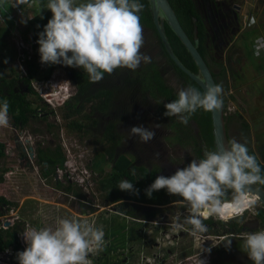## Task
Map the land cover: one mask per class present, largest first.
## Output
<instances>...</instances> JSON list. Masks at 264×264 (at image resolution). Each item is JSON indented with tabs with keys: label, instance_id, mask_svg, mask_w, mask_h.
<instances>
[{
	"label": "clouds",
	"instance_id": "clouds-1",
	"mask_svg": "<svg viewBox=\"0 0 264 264\" xmlns=\"http://www.w3.org/2000/svg\"><path fill=\"white\" fill-rule=\"evenodd\" d=\"M26 2L20 0V3ZM46 8L52 17L38 33L41 64L81 68L95 83L102 80L105 73L112 75L118 68L135 71L142 62H151V56L141 51L145 40L139 13L144 5L139 0H86L82 3L48 0ZM52 75L43 84L47 87L53 84L54 88L44 90L57 101V106L62 107L70 100L72 88L67 80H56V77L52 83ZM222 95L223 87L219 84L209 86L203 93L189 86L178 91L177 99L164 105L163 115L175 116L187 125L198 109L206 112L221 110ZM8 112L9 104L4 100L0 103V128L9 126ZM129 134L139 137L143 143L155 136L153 130L143 125L131 127ZM155 156L158 158L159 153ZM67 162L69 170L75 169V184L81 186L78 178L83 177L82 184L85 185L87 174L84 167L81 170L84 157H70ZM257 184L264 185V173L257 157L249 153L246 144L233 139L227 147L205 152L202 159H193L169 177L157 176L145 189V194L151 198L154 191L166 189L169 195L180 197L188 213L184 215L183 223L177 217L171 226L179 229L189 225L192 234L197 235L208 231L204 221L210 217L228 223L253 209L261 200L258 190L253 188ZM117 187L137 195L139 192L128 180L120 181ZM40 214H43L42 209ZM55 224V228L26 226L21 233L26 248L20 244L22 250L15 254L14 263L17 259L18 264H91L93 251L102 250L104 245L102 227L68 218H57ZM242 239L252 264H264V230L244 233ZM231 242L228 239L225 246L230 247Z\"/></svg>",
	"mask_w": 264,
	"mask_h": 264
},
{
	"label": "rangeland",
	"instance_id": "rangeland-1",
	"mask_svg": "<svg viewBox=\"0 0 264 264\" xmlns=\"http://www.w3.org/2000/svg\"><path fill=\"white\" fill-rule=\"evenodd\" d=\"M85 1L86 0H76L77 3H82ZM233 2L238 3L242 6L241 14L244 21L242 22L241 28L243 27L244 31L240 30L237 38H235L233 46L228 50V55L220 59V62H222L224 66H226L227 72L225 78L223 77L224 81H226V89L223 90V93L226 97V106H224V109L225 114H229L227 134L230 140L235 139L236 141H238V138L240 137L238 121L242 120L249 126L247 136H249L251 146L255 147L257 144L261 143L264 140V71L257 72L255 70L254 63H257L258 60H260L257 58L260 57L255 55L253 48L252 52L253 56L255 57H253L252 55L247 56L246 51L244 50L246 49L245 44L242 42L241 38L243 32L245 36L250 37L252 36V33L256 32L253 28H258L257 33L260 34V36L255 39L252 47L254 43H258L260 40L264 41V0H233ZM38 12L39 7L37 8V6H33L31 8H28V14H25L24 17L29 19V17L34 16V13L36 14ZM24 17L22 18L24 19ZM247 19H250V22H248ZM0 27H4V25L0 23ZM7 29H9V27ZM8 32V59L6 70L9 71L11 77H15V75L19 77L29 76L30 89L31 91H33V94H31L32 96H30L29 94H25L24 97L30 102L34 104L39 103L41 105H47V109L56 110L58 114H65L70 111L69 114L72 118H65V125L67 128L63 133L61 132V138L63 134L66 138L71 140L72 138L70 137L69 132L72 131V124L81 123L80 118L75 117L73 119L74 105H77V103L75 101H72L68 105L66 110H63L62 112V110H60L62 107L56 105V100L52 98L51 103L53 105H51L49 103L43 102L44 99L40 95L44 91V89H49V87L53 86V84H50L47 87L46 84H43V81L45 79L51 77L50 75L53 74L52 83H55V77L56 80H67V71H63V65L41 64L39 56H36L35 58L33 57L32 63L30 64L22 63V61L19 60L20 51L16 46L21 34H19V30H17V28H10ZM153 45H156V42L154 37L150 36L148 43L143 46L141 51L144 54H149V52L153 48ZM207 52L209 57L213 61L217 60V58H214L215 54L211 51V49H208ZM140 67L141 70L145 69L143 64H141ZM70 68H73L74 72L76 73H86L81 68ZM138 69L139 68H137L135 71H132L127 68H119L117 70V73L113 75L112 80L124 75L126 81L131 82L128 84L133 85L134 80L138 77ZM62 74H65L66 76H64L66 78H62ZM173 81L177 83L179 87L183 89L187 88V85L182 79L175 78ZM224 81L221 80V84H224ZM159 102L163 104L161 99H159ZM153 107L154 106L151 105V109L146 112L148 114V117L153 120L152 124L158 125L161 128H169L168 124L171 122L182 124L179 122L178 118L171 119L170 117L164 116L163 113L165 111L162 109V107L160 108L162 109L160 111H158L157 109L152 110ZM83 114H85V112H83ZM102 116L106 115H93V117H95L99 122L98 125L94 126L95 131H97V128L100 125V118L102 119ZM56 120L58 121L59 118H57ZM82 123L85 124V121ZM182 125L184 126V124ZM9 126L0 128V196H5L11 203L10 207H8V205H1L3 206L2 208H0V225L2 226V228L5 227V224L8 223L10 219H15V221H17V218H19L18 221L21 220L20 225L22 232L25 230L26 226L29 225L36 228L46 226L55 228V222L57 218H68L77 220L82 223L87 222L89 224H94L97 228L102 227L105 233V244V242L107 241V232L112 226H115L121 222L125 223L127 226H130L132 224V221L127 219L126 217L129 215L125 214L122 211V208L119 207L120 205H116L117 207L111 205V192L108 191L107 194L105 193V190L108 189V179L110 178V169L112 167V165L107 162L106 157L103 155V153H101L104 148L108 147V145L102 143L105 140H101L102 142L96 141L93 138H91V140H88L89 144L92 147L93 145L95 147L93 153H96L88 163V168L92 170L95 176L94 185L96 186V194L88 196V194H86L88 193V190L83 191L78 188V185L75 184L74 180L72 181V183H69L68 178H64L60 183L61 187L58 188L55 186V176L40 179L38 178L35 169L34 173L30 172L31 174L29 175L25 174L24 172H22L24 175L16 173L12 174L11 172L6 173L5 169L8 166L7 158L10 157V153L7 152V147L4 142H7L10 138ZM101 129L102 127L99 128V130ZM174 130L179 132L176 134H181V129L179 128V126H174ZM86 132H88V130H86ZM59 133L60 131H58L57 129L58 140ZM170 135H173V132ZM165 142L171 143L170 150L175 162H181L182 164H184V166H187L193 159H198L194 155V149L193 151H191L190 147L180 145V152L175 153L178 147V145H176V140L166 138ZM69 143V140H67V144ZM57 145L61 146V143H57ZM69 147L71 148V150H73V152H75L71 146ZM91 153L92 152H90V154ZM127 153L128 152H126V154ZM5 163L7 164L5 165ZM86 164L87 160L84 157V165L81 166V170L83 167V171L85 170ZM8 171H10V169ZM70 184L72 186H70ZM94 185H92L91 189L95 188ZM68 188H71V191H69ZM54 194V198L50 197ZM108 198H110V201H108ZM170 200L172 199H168V201ZM41 209L43 210V214H40ZM129 209V211H133L134 207H130ZM154 209L155 210H149L147 207L141 206L138 210L139 212L137 211L138 215L136 216L141 219H146L149 213L151 214L154 212V214L156 215L155 219L165 221L168 225L165 226L163 225V223H159L158 225L160 226V228L156 229L153 226H157V224H143L140 227L139 234L136 233L133 236V233L132 236H128L125 246L123 247L124 250L121 249L119 251L120 254H123L119 256V258L116 257V259L114 260L118 261L121 259H126L125 261H128V264H148L147 262L149 261L150 264H156V261L153 260V256L154 254L162 251L167 256L166 262L164 264H179L180 262L186 260V257L190 255H198V257H201L205 256L206 254H208L210 257L209 262H213L215 259L216 262H221L228 255V257H231L230 264H252V262L248 259L247 254L245 253L243 247V239H238V241L233 237H242V234L244 233L263 230L259 229V221L254 216V212L257 209H264L258 203L254 206L253 209L247 210L243 213V215L241 216L242 219L240 224L242 225V229L238 232L237 235H233V237H231V234H228V232L226 231L227 229L225 226L228 223L221 222L214 217H210L211 222L206 223L208 229L206 233L208 234V236L205 235L206 233L193 235L191 232V226L189 225H184L179 229L172 227L171 225L177 220V217L180 218L179 222L183 223V217L188 213V209L183 202H174L170 207H158ZM7 215L10 218H7ZM45 216H47V219H45ZM22 220L25 221V225ZM172 233H178L180 237L172 239ZM222 238L225 239L221 240ZM228 239L232 240L230 247H228L229 249L224 246L221 247V244L224 241L226 243ZM207 241L211 242L212 245L214 244L216 247H211L208 252H204L206 248H203L202 244L206 243ZM217 242L219 243L217 244ZM21 246L24 249L26 248V244L24 243L22 236ZM167 248L171 249L170 254L166 252ZM95 252L96 251H93L94 255L96 254ZM222 253L225 254L222 255ZM216 254L218 255L216 256ZM14 258H16V255L14 256ZM89 259L91 260V258ZM4 261V258L0 257V264H2ZM191 261H193V259H191ZM94 263L95 261H91V264Z\"/></svg>",
	"mask_w": 264,
	"mask_h": 264
},
{
	"label": "flooded vegetation",
	"instance_id": "flooded-vegetation-1",
	"mask_svg": "<svg viewBox=\"0 0 264 264\" xmlns=\"http://www.w3.org/2000/svg\"><path fill=\"white\" fill-rule=\"evenodd\" d=\"M194 2L204 27V45L207 47V50L211 49V51L215 54L214 58H217V60L214 61L219 62L221 58L228 55V50L233 46L235 38H237L240 30L244 31V28H241L242 22L244 21L241 14L242 6L233 2V0H194ZM141 25L143 27L145 44L148 43L150 36H152L155 39L156 45H153L149 54H145L151 56V62L141 63L145 69L141 70V67L139 66L138 77L134 80L133 85L128 84L131 82L126 81L124 75L112 80L113 75L117 73L118 68L112 75L105 73L102 80L92 83L91 86L82 91L81 83L77 80L79 79L77 77L82 73H76L73 68L62 66L63 71H67V81L72 88V95L70 100L64 104L60 110L63 112V110H66L72 101H75L77 105H74L73 119L75 117L81 119V123H73L71 126L72 131L69 132L70 137L72 138L71 140L66 138L63 134L61 138V132L63 133L67 128L65 125V118H72L69 114L70 111L65 114H58L56 110L47 109V105H41L39 103L34 104L27 100L24 95L29 94L32 96L31 94H33L27 77H18L16 78V84L12 88H5L6 100L8 102L11 103L13 101L12 99L16 97H21L23 102L21 108L9 106L10 110L8 115L10 121V138L7 142H4L7 147V152L10 153V157L7 158L8 166L5 169L6 173L11 172L12 174L16 173L24 175L22 173L24 172L29 175L31 174L30 172L34 173L35 169L38 178L40 179L55 176V186L60 188L61 181H63L64 178L70 177L69 172L71 170L68 168L67 161L70 157L83 156L87 160L86 166L88 171V180L85 186L78 185V188L83 191L88 190V193L86 194H88V196H92L93 194H96V186L94 185L95 176L92 170L88 168V163L96 153H93L95 149L94 145L92 147L88 142L91 138L99 142H102L101 140H105L102 143L108 145V147L104 148L101 153H103L106 157L107 162L112 165L110 169V178L108 179V182L109 184L111 183V185H113V178L117 174L115 165L120 159H126L131 162V166L127 171L132 174L133 170L135 171L134 176L136 177V181L134 185L139 184V182L143 179L141 172L142 169H146L148 176H150V174H155L156 176L163 175L169 177L173 175L178 168L186 167L181 162L174 161L170 150L171 143H166L165 139L169 138L176 140V145H178V147L175 153L180 152V145L190 147L191 151H193V149L196 151L198 148L196 144L192 140H188L185 136L180 138L179 135L176 134L179 132L175 131L174 127H172L170 123L168 124L169 128H161L158 125L152 124L153 120H151L146 113L149 109H151V105L154 106L152 110L157 109L160 111L162 110L160 109V105L164 106L166 104L164 98L160 97L156 99L154 96L155 93L159 92V83L156 81L157 79L154 71H157L163 84L168 88H172L176 93L183 88L179 87V85L173 80L175 78H182L179 77L176 69L172 65L173 60L167 54L165 47L157 34L156 28L144 24ZM64 75L62 74L61 77L66 78V75ZM82 75L88 76L87 73ZM159 99L163 101V104L159 102ZM43 102L48 103L46 100H43ZM83 112H85V114H83ZM96 114L106 115L102 116V119L100 118V125L98 126L97 131H95L94 126L98 125L99 122L95 117H93V115L97 116ZM57 118H59L58 121L56 120ZM84 121L85 124L82 123ZM140 125H143L145 128H149L155 132L154 138L148 143H143L139 141V137L130 136L129 134L131 127ZM101 127L102 129L99 130ZM57 129L60 131L59 140L57 139ZM86 130H88V132H86ZM172 132L173 135H170ZM195 136L201 150V144L203 141L199 138V135ZM67 140H69V144H67ZM199 140H201V142ZM57 143H61V146L57 145ZM69 146H71L75 152H73ZM90 152L92 153L90 154ZM126 152L128 153L126 154ZM156 153H159L158 158L155 156ZM194 155L198 158L196 152H194ZM61 157L64 160L62 164H55L54 162L51 163V161L56 160L57 158L61 159ZM6 164L7 163H5V165ZM9 169L10 171H8ZM59 169L63 170L61 177L58 176ZM122 180L127 179L124 177ZM69 183H72V181L69 180ZM118 184L115 189L118 200L113 202L111 205H120L119 207L122 208V211L129 215L126 217L132 221L135 228L133 236L136 233L139 234L140 227L143 224H157V226H153L156 229L160 228L158 225L159 223H163L165 226L168 225L165 221L155 219L156 215L154 212L151 214L149 213L146 219L137 217V211L141 206L147 207L149 210H155L154 208L158 207H170L174 202H183L180 197L175 195H168V199L172 200H167V202L161 204L157 202L139 201V195L130 199L129 196L117 187ZM92 185L95 186L94 189H91ZM70 186L72 185L70 184ZM69 191H71V188ZM105 191L106 194L109 191L112 195L111 189H107ZM55 194L50 197L54 198ZM108 201H110V198H108ZM10 206L11 204H8V207ZM130 207H134V210L129 211ZM129 212L132 214L134 213L135 216L130 215ZM7 218L10 217L7 215ZM18 219L19 218H17V221H15V219H10L9 222L6 223L8 225L5 224L4 228L0 226L2 229L9 231L11 239L14 238L13 244L6 249L9 250V256L13 262H15V254L21 251L18 250L16 252V249L20 247L21 233H23L20 225L21 220L18 221ZM22 221L25 225V221ZM178 237H180L178 233H172V239ZM231 237H233V235H231ZM233 238L237 240L242 239L241 236ZM107 239L108 237H106V240ZM223 239L225 238H222L221 240ZM218 243L219 242H217V244ZM222 246L226 247L225 241L221 244V247ZM211 247L215 248L216 246L214 244L212 245L211 242H208L206 247H203L206 248L204 252H208ZM121 249L124 250L123 246L114 254L118 258L123 254L119 253ZM166 252L170 254L171 249L167 248ZM223 254L225 253H222V255ZM217 255L218 254H216V256ZM197 258L199 261H203V264H215L216 262V259L213 262H209L210 257L208 254L201 257L196 255V259ZM166 259L167 256L162 251L154 254L153 256V260L156 261V264H164ZM125 260L126 259L118 261L115 260L114 264H128V261ZM92 261L94 262V260ZM230 261L231 257H228L227 255L222 262L230 263ZM147 263L150 264V261ZM179 264H187V262L183 263L182 261Z\"/></svg>",
	"mask_w": 264,
	"mask_h": 264
},
{
	"label": "trees",
	"instance_id": "trees-1",
	"mask_svg": "<svg viewBox=\"0 0 264 264\" xmlns=\"http://www.w3.org/2000/svg\"><path fill=\"white\" fill-rule=\"evenodd\" d=\"M31 1H36L38 3L39 8H41V12H39L32 20H30L26 26V28L23 30V36L24 38H33L35 40H38V33L43 31L44 26L47 24L48 20L51 19L52 13L50 10L46 8L48 0H27V2ZM86 2V1H85ZM141 4L144 5L143 10L139 13L140 16V23L153 27V21L150 16V9H149V2L148 0H139ZM171 5L173 6L174 10L176 11V14L185 29V31L188 33L187 35L189 38L192 40L194 38V27L195 25L198 26L199 29V38L200 41L198 42L197 49L199 51L200 56L203 58L205 61L206 65L208 66L212 78L215 82V84L222 85L223 90L226 89L224 78L227 74L226 72V66L222 62H215L213 61L207 52V47H205V41H204V27L201 22L200 14L198 12V9L196 7V4L194 0H170ZM197 18V21L195 22L194 19ZM39 26V27H38ZM7 27V26H4ZM0 27V103H2L4 100H6V94H5V88H12L16 84V75L15 77H11V74L9 71L6 70V65H7V36L9 34L7 28ZM251 29V28H249ZM255 29V33H252V36H245L244 32L242 33V42L245 44L244 49L246 51L247 56H253L252 52V44L255 41L256 38L260 36V34L257 33L258 28H253ZM166 35L169 40V43L175 53V55L179 58V60L191 71L196 72L197 67L189 54V52L186 50L185 46L181 43L179 38L171 31V29L166 25ZM255 57V56H253ZM260 59L258 60L257 63H254V68L257 72L264 71V63L263 60L264 58H257ZM172 65L176 69L177 74L179 77L182 78L184 83L187 85V87L191 86L196 89H198L200 92L201 89L199 88V85L192 79L190 78L185 72H183L173 61ZM231 73V71H230ZM156 81H158V91L157 93L154 94L156 99L162 97L165 99L166 103L171 102L174 99H177V93L174 92L172 88H168L163 84L161 81V78L159 77L157 71H154ZM234 74V73H233ZM19 77V76H17ZM224 77V78H223ZM77 79L81 83V90L84 91L86 90L87 87L91 86L93 82L90 81L89 76L85 75H79ZM28 82H30L29 76L27 77ZM221 80L224 81V84H221ZM156 88V87H155ZM13 92V91H12ZM224 92V91H223ZM223 99V107L222 111L224 112V106H226V97L223 93L222 95ZM13 101L10 103L8 102L10 107L14 108H21L23 105L21 97H16L12 99ZM163 102V101H162ZM164 111H166L165 107L163 105H160ZM171 119L177 118V117H170ZM193 120L197 125H198V135L199 138L202 139L206 150L210 151L213 150V144H212V136H211V126L209 124V117H208V112L204 111L203 109H198L189 119ZM228 121H229V114H225L223 116V123L225 125L226 131L228 130ZM239 130H240V137L238 138V142L244 143L247 145L249 149L250 154H254L258 162L260 164L262 173H264V140L257 144L255 147L251 146L249 136H247V133L249 131V126L247 123H244V121L239 120ZM172 127L174 126H179L181 129V134L179 135L180 138L182 136H185L188 140H192L196 146L198 147L196 149V155L198 156L199 159H202V155L200 154V145L196 139V136L193 132V129L191 127V124H187L184 126L182 124H179L177 122H171L170 123ZM185 129V130H184ZM229 139V138H228ZM230 140V139H229ZM231 141V140H230ZM1 157V156H0ZM63 158H57L56 160L51 161L54 162L55 164L57 163H63ZM131 162L126 160V159H120L116 165V175L113 178V185L111 183L108 185V189H111L112 191V203L118 200V197L116 195L115 189L116 185L122 181V179L125 177L128 181L133 183L134 189H138V195H139V201L142 202H157V203H165L168 200V193L166 189H162L159 191H154L152 193L151 198L147 197L145 194V189L148 188L156 179L155 174H150V176L147 175L146 169H142V177L143 179L139 182V184L134 185L136 181V177L130 172H128V168H130ZM1 177V176H0ZM1 180V178H0ZM259 187L264 189V185H259ZM70 190V188H69ZM127 196L133 198L137 194H134L133 192L129 191H123ZM137 195V196H138ZM165 196V197H163ZM231 193L228 194V198H230ZM11 204L9 200L5 196H0V208L3 206L1 205H8ZM130 215L135 216V214L129 212ZM254 216L256 219L259 221V229L264 230V209H257L254 212ZM241 217H238L235 220H232L231 222H228L226 224V231L228 234L231 235H237L238 232L242 229L241 224ZM211 219H207L204 221V223H210ZM1 226V225H0ZM135 232L134 225L131 224L130 226H127L125 223L121 222L115 226H112L110 230L108 231L106 237H108L107 241L105 242L104 246L102 247V250L97 251L96 254L92 257V260L95 261L96 264H114L116 259V255H114L119 248L122 246H125V243L127 241L128 236H132V234ZM16 233V232H14ZM13 239H11L10 233L8 230H4L0 227V250H6L10 247V245L13 244ZM18 250H22L19 248L16 249V252ZM16 263L18 264V260L16 259ZM215 264H230V263H224V262H215Z\"/></svg>",
	"mask_w": 264,
	"mask_h": 264
},
{
	"label": "water",
	"instance_id": "water-1",
	"mask_svg": "<svg viewBox=\"0 0 264 264\" xmlns=\"http://www.w3.org/2000/svg\"><path fill=\"white\" fill-rule=\"evenodd\" d=\"M148 2L151 12L150 16L154 27L156 28L157 34L159 35L167 54L173 60V62L199 85L202 93L206 91L209 86L216 85L208 66L200 56L197 49L198 42L200 41L198 26L195 25L194 38L191 40L187 35L188 33L183 28L176 11L170 3V0H148ZM194 21L196 22L197 18H195ZM165 24L179 38L181 43L191 55L197 67L196 72L188 69L175 55L165 32ZM208 117L209 124L211 126L213 150L227 147L230 140L228 139V134L223 123L222 109L219 111L208 112ZM189 124H191L194 134L198 136V125L193 120H190ZM199 141L201 142V140ZM205 152H207V150L204 146V143L202 142L200 154L204 157ZM253 188L258 190L261 197V200L258 202V204L264 208V189L258 185L253 186ZM207 244L208 241L203 243L202 247H206Z\"/></svg>",
	"mask_w": 264,
	"mask_h": 264
},
{
	"label": "built area",
	"instance_id": "built-area-1",
	"mask_svg": "<svg viewBox=\"0 0 264 264\" xmlns=\"http://www.w3.org/2000/svg\"><path fill=\"white\" fill-rule=\"evenodd\" d=\"M33 6H37V8L39 7L36 1L20 3V0H0V23L9 28H17V30H19V34L21 35L16 44V46L18 47L20 51L19 60L22 61V63H27V64L32 63L33 57L35 58L36 56H39V53H38L39 45L37 43V40L33 38L26 39L23 36V30L26 28L28 22L32 20L39 12L42 11L41 8H39L38 13L36 14L34 13V16L29 17V19H27L26 17H24V15L28 14V8H31ZM22 17H24V19ZM247 21L250 22V19H247ZM252 48L256 56L264 58V41L263 40H260L258 43L257 42L254 43ZM40 95L44 97L49 103H51L52 97L49 98V94H47V91L44 90ZM223 114H225V109H224ZM74 170L75 169L72 168L71 171L69 172L70 177H68V179L70 181H73V180L76 181ZM84 173L88 175L87 168H85ZM62 174H63V170L59 169L58 176L61 177ZM78 179L80 181V185L85 186L82 184V182H84L85 179L83 177H80ZM205 235L208 236V234H205ZM210 236H213V235H210ZM0 257L4 258L5 260L2 264H15L12 261L11 257L9 256V250L0 252ZM186 259H187L186 262L188 264L189 263L190 264H201V262L198 259H196V255L195 256L190 255L186 257ZM191 259H193V261H191Z\"/></svg>",
	"mask_w": 264,
	"mask_h": 264
},
{
	"label": "bare ground",
	"instance_id": "bare-ground-1",
	"mask_svg": "<svg viewBox=\"0 0 264 264\" xmlns=\"http://www.w3.org/2000/svg\"><path fill=\"white\" fill-rule=\"evenodd\" d=\"M49 98H51V97H49Z\"/></svg>",
	"mask_w": 264,
	"mask_h": 264
}]
</instances>
